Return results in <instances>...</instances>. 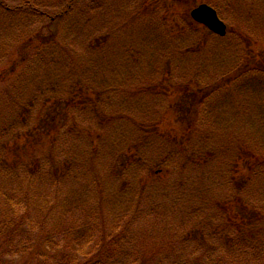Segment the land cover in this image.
Instances as JSON below:
<instances>
[{
	"label": "trees",
	"instance_id": "16d2710c",
	"mask_svg": "<svg viewBox=\"0 0 264 264\" xmlns=\"http://www.w3.org/2000/svg\"><path fill=\"white\" fill-rule=\"evenodd\" d=\"M74 1L69 0L64 9L53 13L54 16L50 15L47 18L49 23H53L57 19L62 31L65 27L64 21L73 17L70 10ZM21 2L23 4L12 8L4 4V11L25 14H30L32 11L37 12L38 9L35 11L34 6L26 0H21ZM262 5L260 0H252V14L250 11L248 14L244 13L243 9L241 15H233L232 22L225 18L229 24L228 35L232 36L228 42L232 44L231 48L234 50L223 52V50H206L204 48V50H189L188 52L173 50L172 54H170L172 51L170 50L169 54L161 56L162 50L159 54H155L151 50L152 47H148V50H145V61H148L149 57H154V59L146 67L151 73H155L165 64V69H162L161 73L164 84L154 81L142 83L140 76L143 74L144 61H141L137 68L131 69L134 72L132 77H136L128 82L137 84L140 81V83L136 90L137 94L129 93L128 104L113 101L116 92L123 89L124 80L120 75L114 73L109 79L103 75L106 80H102L104 68L101 64L98 66L99 72L96 73L95 64L85 65V68L88 69H84L82 61L77 58L78 70L77 63L70 62L68 64L69 60H75V57L71 55L72 52H69L71 55L69 58L67 50H51L54 49L52 45L58 46L61 43L60 36L58 39L52 38L45 45L49 50L35 48L29 56L21 55V64L31 62L32 59L38 61L35 65H41V68L38 67L39 71H34L31 77H27L31 71L24 73V69L29 64L25 65L22 74H20V80L28 79L30 82L36 83L37 78L41 76L46 81V83L44 82L45 86H51L52 96L62 97L56 114L63 112L62 106L65 105L68 108L76 96L80 95L83 98L80 100L81 102L74 103L75 106L68 109L67 116L70 115L73 119L65 122L66 125L57 130L50 145L54 147L60 139L61 130H64L62 132L63 142L75 138L77 142H82L85 145L84 149L89 150L90 154H85L84 149L78 147L76 154H79L80 159L81 155L98 158L106 152L104 151L106 146L99 148L98 156L95 149L96 140H88V137L82 132L95 136L98 133L93 129H96L101 133L104 131L105 135L108 133L114 138L116 135L128 134L129 141L127 139H123V141L125 145L132 142L133 146L130 147V153L127 152V158L119 159L117 163L122 168V164L124 165L126 160L129 161L128 169L124 171L126 173L145 165V171L148 174L143 176L144 181L141 177L139 178L142 180L141 182L129 183V186H124V188L130 191L133 197L134 191L141 194L142 190H145V204L158 207L157 213H154L151 219L145 222V227H141L145 229V234L142 233L140 236L137 231V235L134 234L129 238L133 243L132 246L139 245L141 248L137 255L132 252L134 247L120 248L113 245L112 238L118 239L120 236L127 235L128 232L124 228L116 231L118 225H111L112 227L107 229V224L103 227L101 234L93 237L85 231L86 225L83 224L81 227L79 226L78 230L70 233L73 236L71 239L73 244L78 243L80 246L83 241L87 243L81 256L78 252L68 256L72 264H126L129 261L134 264H264V200L257 203L249 195V190L252 193V188L258 184L261 189L259 195H264V176L263 179L261 178V174L264 172V147H260L262 150L257 147L256 150H249L248 137L245 135V126L241 120L243 114L241 111L242 96L239 93H234H241V86L249 76L253 78L249 84L254 88L264 84V65L255 61L262 59L256 50L264 49V38L257 37L256 31L252 32L251 30L257 20L262 21L264 18V12H261ZM44 11H48V9ZM177 13L176 10L171 11L169 19L165 18L164 24L171 25L175 21ZM166 15L167 12L164 16L166 17ZM177 18L180 19V25L186 28L187 32L188 27H191L187 25V21L188 23L190 21L189 18L182 17L181 14ZM241 18L242 20L246 19L243 26L238 24L242 21ZM250 22H253V25H249ZM233 25L235 26L232 27ZM173 26L177 28V24ZM173 31H177V29L174 28ZM205 34L211 35L207 31ZM218 40L223 41L224 39ZM30 41L23 38L19 44L23 48ZM171 41L178 40L172 39ZM206 42L207 40L201 43H204L205 46ZM201 43L194 47H204ZM79 50H84L89 54V57L92 56L91 58H95V56L107 57L112 51L101 50L97 54V50H90L91 53L87 49ZM18 51L22 52L23 50H14L13 53H18ZM29 51L27 50V52ZM115 53L118 52L115 50ZM121 53L120 57L114 58V61L107 57L104 64L115 62L114 69L118 72L130 70L122 64L127 61V58L123 50ZM262 53L264 54V50ZM218 55L220 56L218 57ZM179 56L181 58L183 56L192 57L182 59L174 66L173 59L179 58ZM88 61L91 63V59ZM167 62L171 66H167ZM186 62L189 66L185 64ZM11 71L14 74V68H11ZM189 74L192 76L188 80ZM154 76L156 75H153V78ZM81 77L88 80H83ZM98 80H101L104 85L97 86L96 81ZM75 81H78L79 84H76ZM119 83L121 84L119 85ZM77 86L82 89L81 92L77 90ZM169 89H171L170 93ZM145 90L154 94V97L158 98L157 100L164 99V107L160 109L157 117L146 112L145 118L137 120L132 117L133 114L130 116L132 103L142 97L141 99L145 100V106H147V99L143 98ZM262 92L264 93V91ZM123 94L125 93H122V96ZM219 94L222 96L228 94L227 107L215 108L211 112L209 101L217 99L216 95ZM63 96L70 98L67 100ZM243 97L245 98V95ZM54 100L58 102L59 99L54 98ZM253 101L261 103L264 100L260 98ZM116 102V110H113V105ZM123 104H127V106ZM263 106L264 104L260 105L261 112L264 109ZM122 107L127 112L117 110ZM106 110L111 112H106ZM260 114L264 118V112ZM95 117L97 120L93 122ZM170 117L172 118L170 119ZM50 124L54 126L55 122H50ZM119 124H125L127 127L119 128ZM77 132L79 133L77 134ZM106 142L109 143L107 140ZM249 143L251 142L249 141ZM59 146L60 144L57 145V148ZM45 159V155L38 159L43 166ZM2 161L1 156L0 165ZM21 163L23 164V162ZM52 163L54 168L68 172L62 163L54 162V160ZM15 164L16 162H11L7 165V169L0 168V172L7 174L14 172ZM148 176L150 182H147L146 177ZM237 178H243L244 183H239ZM15 180L17 181V176H15ZM33 181L34 178H32ZM258 181L260 183H257ZM112 202L108 200L101 207V211L104 212L107 206H112ZM173 203L178 205L170 208L169 205ZM143 204L144 200L138 204V207ZM208 206H221L222 214L206 215V213H210ZM240 206L251 211L246 213L247 218L235 214L236 211L238 214L242 211ZM55 207L49 206V209L55 210ZM143 208L145 209V206ZM144 209L142 212H145ZM123 211L126 212V210ZM135 214L137 213L135 212ZM114 215L119 214L116 212ZM167 215L173 216V218H167ZM176 222L182 223L179 229L175 227ZM14 225L15 221L12 218L0 220V244L13 239V234H7ZM202 226L210 228L213 226L215 231L203 232ZM166 234L168 235L166 236ZM159 236L165 237V241L162 240V242L159 239L160 242H158ZM2 237H4V241H1ZM37 241L32 247L33 251L39 250ZM155 242L161 246L158 245V248L153 249L152 245ZM217 245H225L222 254L217 255L218 253L213 251L212 248ZM2 248L0 245V253L1 250H4ZM159 249L161 250L158 251ZM33 251L27 259V264H30L37 256L39 259H44L40 255V251ZM211 253L213 254L211 255ZM120 257H124V259L120 261Z\"/></svg>",
	"mask_w": 264,
	"mask_h": 264
},
{
	"label": "rangeland",
	"instance_id": "374dc122",
	"mask_svg": "<svg viewBox=\"0 0 264 264\" xmlns=\"http://www.w3.org/2000/svg\"><path fill=\"white\" fill-rule=\"evenodd\" d=\"M26 1L34 6L35 11L36 9L43 11H32L33 14L6 12L4 11V4L12 8L20 6L23 2L21 0H0V157L3 158L0 168L7 169L8 164L16 162L14 172H10V174L0 172V220L2 218H12L15 221V225L7 234H13V239L0 244L4 248L0 253V264H27V259L37 240L39 250L35 249L34 251H40V255L44 259H39L37 256L30 264H72L68 256L73 255L75 252H78L81 256V253H84L87 247V243L83 241L80 246L78 243L73 244L74 242L71 241L73 236L70 233L78 230L79 226L81 227L83 224L86 225L85 231L93 237L101 234L103 227L107 224V229L118 225L116 231L124 228L128 233L118 239L111 237L113 245L120 248L134 247L129 238L134 234L137 235V231L140 236L142 233L145 234V229L141 227H145V222H148L152 215L157 213L158 207L145 204V190H142L141 194L134 191L133 197L130 191L124 188V186H129V183L141 182L142 180L139 178H143L148 174L145 171V165L139 169H132L133 172L130 170L126 173L124 171L128 169L129 161L126 160L125 164H122V168L117 163L119 159L127 158V152L130 153V147L133 146V143L128 142L125 145L123 141V139L128 140L129 135H116L114 138L108 133L105 135L104 131L101 133L96 129H93L98 133L95 136L82 132L88 137V140H96L95 149L98 156L99 148L106 146L104 150L106 152L98 158L81 155L80 159L76 151L78 147L84 149L85 145L82 142H77L75 138L63 142L62 132L64 130H61L59 141L52 147L50 142L57 130L65 126V122L73 119L72 116H67L68 109L75 106L74 103L81 102L80 100L83 98L80 95L76 96L68 108L64 105L62 106L63 112L56 114L62 97L52 96L51 86H45L44 82L46 83V81L41 76V78H37L36 83L30 82L28 79L21 81L19 77L25 65L29 64L24 69V73L31 71V74L27 77H31L34 71H39L41 65L36 66L35 63L38 61L31 58V62L21 64L20 57L24 54L29 56L35 48L49 50L45 45L52 38L58 39L60 36L61 43L59 42L58 46L52 45L54 49L51 50H67L68 54L72 52L71 55L75 57V60H69L68 64L70 62L77 63L76 68L78 70L77 58H80L84 69H88L85 68V65L95 64L97 73L99 72L98 66L101 64L104 68L102 76L104 75L109 79L115 73L120 75L122 80L128 82L136 77H132L134 72L131 69L137 68L141 61H144L143 74L140 76V78L142 77V83L154 81L155 83L164 84L161 73L162 69H165V64L155 73H151L146 67L154 59V57H149L148 61H145V50H148V47H152L151 50L155 54H159L162 50L161 56L169 54L170 50H172L170 54L173 53V50H186L188 52L189 50H204V48L206 50H223V52L234 50L231 48L232 44L228 42L232 37L231 35V37L227 35V37L229 36L228 39L226 37L223 41L218 40L214 36L204 35L203 28L192 24L191 21L189 23L187 21V25L191 27H188L189 29L186 32V28L180 25V19L177 18L179 14L188 19L189 12L197 5L207 4L212 5L229 22H232L233 15H241L243 9L245 10L244 13L251 12L252 0H75L70 10L73 17L64 21L65 27L62 31L57 19L55 22L49 23L47 18L50 15L54 16L53 13L59 9H64L69 0ZM260 3L263 4L261 12H264V0H260ZM45 9H48V11H44ZM173 10L178 11L175 21L171 25H165V18L169 19L170 12ZM256 16H258L257 13ZM245 20H239L240 23L238 24L240 26L245 25ZM176 24L177 28L173 26ZM249 25H253V22H250ZM174 28L177 31H173ZM251 30L252 32L256 31L257 37L264 38V18H262V21L257 20ZM23 38L26 41H31L26 47L21 48L19 42ZM172 39L178 41H171ZM206 40L204 46V43L201 42ZM199 43L204 47H194L196 44L199 46ZM20 49L23 51L13 53L14 50ZM79 49H87L89 53H91L90 50H97V54L101 50H108V52L112 50L107 57L113 61L115 57L122 54L121 51L123 50L127 61H125L126 63L122 62V64L130 70L115 71V62L104 64L107 57L95 56V58H91L92 56L89 57L87 52ZM27 50L30 51L27 52ZM115 50L118 53H115ZM263 50H256L262 59H256L255 61L264 65ZM71 55L69 58H71ZM140 55H142L141 58H139ZM191 57H175L177 60L174 58L172 63L175 66L182 59ZM90 59L91 63L88 61ZM166 64L171 66L168 62ZM185 64L189 66L188 62ZM11 68H14V74H12ZM153 75L156 76L153 78ZM104 76L102 80H106ZM191 76L192 74L188 75V80ZM124 81L123 89L116 92L113 101L128 104L129 93L135 92L137 94L136 90L140 81L137 84L125 83ZM251 81H253L252 76L247 77L241 86V93H234H239L242 96L241 111H243V114L241 120L245 126V135L248 137V148L249 150H256V147L259 149L264 147V118L260 114L264 112V109H262V112L260 110V105L264 104V101L258 103L253 100L260 98L264 100V93L262 92L264 91V84L254 88L249 84ZM75 83L79 84L78 81H75ZM96 85L101 87L104 84L101 80H98ZM77 90L82 91L78 86ZM170 92L171 89H169ZM122 93L125 94L122 96ZM230 93L232 92L230 91ZM151 94V92L145 90V97L143 98L147 99V106H145V100L141 99L142 97L137 102L135 100L132 103L130 116L133 114L132 117L139 120L145 118L146 112H148L157 117L160 109L164 107L165 100H157L158 98ZM227 96L228 94L225 96L219 94L216 95L217 99H210L211 112L215 108L227 107ZM63 97L67 100L70 98L69 96ZM54 98L59 99L58 102H55ZM127 104L123 105L127 106ZM116 105L117 102L113 105V110H116ZM117 110L127 112L124 111L123 107ZM106 112L111 111L106 110ZM96 120V117L93 118V122ZM50 122H55V125L51 126ZM118 127L124 129L127 126L119 124ZM99 133H101L100 136ZM58 144H60L59 148H57ZM84 153L90 154L87 149H84ZM44 155L46 159L43 166L38 159ZM53 160L65 165L68 172L54 168ZM15 176H17V181ZM263 176L264 172L261 174L262 179ZM32 178H34L33 182ZM146 178L147 182H150V177ZM237 180L239 183H244L243 178H237ZM260 190L259 184L252 188V193L249 190L250 197L257 203L264 200V195H259ZM106 200L111 202L113 200V205L107 206L103 212L101 207L106 204ZM143 200L145 209L143 206L138 207V204L142 203ZM177 205V203H173L169 207ZM49 206H56L55 210H50ZM208 207L210 213H206V215L222 214L221 206ZM240 207L242 208L240 214L237 211L235 212L240 217L243 216L244 218L246 213L251 212L244 206ZM143 209L145 212H142ZM123 210H126V212ZM116 212L119 215H114ZM167 218L171 219L173 216L167 215ZM181 225L182 223H175L177 229ZM202 229L203 232L215 231L213 226L211 228L202 226ZM161 236H164V234H161ZM161 236H159L158 242L160 240L165 241V237ZM1 241H4V237ZM158 245L160 244L155 242L152 245L153 249L158 248ZM140 249V246L136 245L132 252L137 255ZM212 249L219 255L224 252L225 245H217ZM123 259L124 257L119 258L120 261ZM126 264H134V262L129 261Z\"/></svg>",
	"mask_w": 264,
	"mask_h": 264
},
{
	"label": "water",
	"instance_id": "95a60500",
	"mask_svg": "<svg viewBox=\"0 0 264 264\" xmlns=\"http://www.w3.org/2000/svg\"><path fill=\"white\" fill-rule=\"evenodd\" d=\"M191 17L197 23L205 25L209 30H211L215 34L224 36L225 27L217 19L215 12L211 9L205 6H200L191 13Z\"/></svg>",
	"mask_w": 264,
	"mask_h": 264
}]
</instances>
